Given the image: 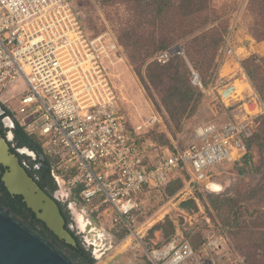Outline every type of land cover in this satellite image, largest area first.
I'll return each mask as SVG.
<instances>
[{"label": "built area", "instance_id": "obj_1", "mask_svg": "<svg viewBox=\"0 0 264 264\" xmlns=\"http://www.w3.org/2000/svg\"><path fill=\"white\" fill-rule=\"evenodd\" d=\"M175 54L170 49L156 60L166 64ZM121 60L117 37L88 32L71 0H0V107L55 160L52 177L62 202L72 211L77 197L95 205L92 213L107 207L130 228L146 187L165 188L182 168L211 181L209 170L246 151L238 139L247 127L209 125L189 146L153 158L148 125H131L109 72ZM193 84L203 87L195 73ZM147 255L152 264H235L217 242L196 250L183 233Z\"/></svg>", "mask_w": 264, "mask_h": 264}, {"label": "rangeland", "instance_id": "obj_2", "mask_svg": "<svg viewBox=\"0 0 264 264\" xmlns=\"http://www.w3.org/2000/svg\"><path fill=\"white\" fill-rule=\"evenodd\" d=\"M71 1L83 14L88 32H110L121 37V42L128 45H120L123 61L111 66L109 72L123 112L132 122L131 125L145 122L148 125L144 134H149V137L146 136L149 151L156 155L162 149L173 151L175 148L189 146L196 131L209 125L223 127L237 119L247 127L238 139L246 151L239 153L236 160L225 161L209 170L211 181L208 182L197 180L187 170L181 173L185 181L181 191L174 197L159 193L147 196L128 220L130 228L107 207L92 213L95 205L87 207L83 203L73 207L75 215H81L77 222L69 210V204L65 203L71 214L73 231L91 251L95 264H146L150 262L147 250L162 248L177 233H183L196 250L210 241L217 242L222 245L227 259L235 264H248V253L263 256L264 250L257 247L260 235L252 233L264 231V148L260 145L264 141V93L259 91V86L264 90V50L261 56L247 53L245 48L248 41H251L248 35L260 34L264 37V16L252 11V0H211V9L193 21L176 17L175 22L197 25L204 23L206 18L216 19L212 24L229 25L235 40L232 44L227 42L220 51L218 70L213 67L206 71V65H203L202 71L206 72L212 82L208 89L197 86L203 93L201 105L194 115L184 118L180 124L171 121L168 113L159 108L161 94L156 89H148L138 75V70L144 75L147 62L131 58L136 51L140 52L141 58L142 53H145L141 45L151 40L154 33H158L157 23H153L156 18L147 6L148 0ZM169 16L170 13H167L166 20L172 19ZM262 43L264 49V41ZM194 54L196 61L204 62L203 55L206 53L196 51ZM250 58H254L258 65L256 69L252 66L256 74V86L243 67V61ZM190 67L192 81L195 73L201 82L199 73ZM234 68H237L234 78L238 80V97L232 96L231 102L224 96L222 89L228 84L226 79ZM221 75L226 77L223 81L220 80ZM244 102L248 105L241 110L238 106ZM154 117H157V122L149 126L148 123ZM246 156L249 159L246 160ZM255 189L260 190L258 196L250 198L249 195ZM199 194L203 197L213 195L231 198L238 203L233 209L229 207L216 211L211 205L207 206L196 199L199 206L197 211L190 213L180 208L182 202ZM168 217L176 227V233L170 239L161 231H153Z\"/></svg>", "mask_w": 264, "mask_h": 264}, {"label": "trees", "instance_id": "obj_3", "mask_svg": "<svg viewBox=\"0 0 264 264\" xmlns=\"http://www.w3.org/2000/svg\"><path fill=\"white\" fill-rule=\"evenodd\" d=\"M251 2L253 5L252 11L258 15L260 14V16H264V0H252ZM147 6L151 8V11L149 12L152 16L156 18L153 23H157L158 33H154L151 40L143 46L141 45V48L145 50V53H142L141 58L139 57V51H136V54L131 58L134 60L138 59L142 63L147 62L144 75H142L140 70H138V75L148 89H156L157 92L161 94L160 104H158L159 108H163L168 113L171 121H175L180 124L184 118L190 117L198 111L203 98L202 91L199 87L193 84L192 69L190 65L201 76L203 88L208 89L212 81L211 79H208L206 72L202 71L203 65H206V71L213 67L214 70H218L219 63H217V60H219V53L227 45L228 39L232 35V28L229 27V25L224 26L218 24L215 26L212 23H214L216 19L211 20L210 18H206L205 22L199 25L191 22H175L176 17L185 20L192 19L193 21V19L199 17L201 14L205 12L207 13V11H209L213 6L211 4V0H148ZM167 13H170L169 18L172 17V19L166 20L168 19ZM252 37L258 42L264 41V37L260 34H252ZM117 39L121 46H128L127 44L121 42V37H117ZM178 44H181L184 55L175 54L166 64H160L156 60V56L158 54L170 50ZM196 51L206 53L203 55V57H205L204 62L202 61V63H200L194 59V53ZM252 66L255 67V69L258 66L255 63L254 58L243 61V67L256 86V74L255 70L252 69ZM200 72H202V74H200ZM259 91L261 94L264 93V90L260 86ZM2 109L4 110L5 115H8L7 111L3 107ZM13 135L15 139L14 143L17 147L27 148L37 153L39 157L43 155L47 159V164L49 166L48 169H42L39 174V179L33 181L48 196L53 198V194L58 189L52 177L51 170V165L55 163V160L45 156L42 150L41 142L38 138L26 133L25 130L17 123L14 125ZM146 136L149 137V134ZM146 136L145 140L148 141ZM3 137H5V132L0 120V138ZM260 145L264 148V141L260 143ZM12 152L15 153L14 150ZM149 152L150 155L155 158V154L151 151ZM247 159H249L248 156H246V160ZM5 171L6 168L0 166V204L10 209L17 217L24 220L44 237L52 240L56 246L70 255L77 263L95 264L96 260L93 258L91 251L85 247L80 237L74 232H71L68 228V224L71 223V214L69 212L70 209H67V205L56 201L66 222L65 228L74 238L76 245H70L66 241L57 237L46 226V224L39 220L36 214L28 208L22 196L12 195L9 193L3 182V175ZM185 171L186 170L184 168L178 170L176 175L172 177L170 183L163 189H152L146 187L144 192L139 195L140 204L147 196H153L158 193L161 195L164 194L167 197H174L177 195L184 187L185 181L184 178L181 177V173ZM26 172L28 173L27 170ZM28 175L30 176L29 173ZM245 175L248 177V174ZM259 189H263V187ZM259 189L252 191L249 197H257L260 191ZM196 199L200 200L203 204L205 203L206 205H211L216 211H221L222 209L229 207L233 209L238 203L235 199L231 198L224 199L213 195H206V197H203V195L199 194L195 198L182 202L180 204V208L190 213L197 211L199 206ZM76 200L78 204L82 203L79 197H77ZM207 201H209V203H207ZM153 231H161L164 233L166 238L170 239L176 233V227L173 220L168 217L164 223H160L154 227ZM255 234L260 235L257 247L264 250V231L252 233V235ZM256 254H247L248 264H264V255L260 257ZM146 264L152 263L146 262Z\"/></svg>", "mask_w": 264, "mask_h": 264}, {"label": "water", "instance_id": "obj_4", "mask_svg": "<svg viewBox=\"0 0 264 264\" xmlns=\"http://www.w3.org/2000/svg\"><path fill=\"white\" fill-rule=\"evenodd\" d=\"M175 52L182 54L181 46ZM5 114L0 107V116ZM10 120V118H6ZM41 159L45 161L42 155ZM0 166L5 187L12 195L22 196L24 202L46 226L70 245L76 242L65 228L66 222L57 198L48 196L27 174L18 157L11 153L7 141L0 138ZM57 201V202H56ZM0 264H79L54 242L34 230L10 209L0 204Z\"/></svg>", "mask_w": 264, "mask_h": 264}, {"label": "flooded vegetation", "instance_id": "obj_5", "mask_svg": "<svg viewBox=\"0 0 264 264\" xmlns=\"http://www.w3.org/2000/svg\"><path fill=\"white\" fill-rule=\"evenodd\" d=\"M0 117H1L0 120L2 123V127H3L4 132H5V137H3V138L7 141V144L9 146L11 153L16 155V156L18 155V159H19L21 165L24 167L25 170L28 171L32 180H38L39 174L41 173L42 169H48V167H49L47 164V159L45 158V161H44L41 159L42 155L39 157L37 155V153H35V152H33L27 148L17 147V145L14 143L15 139H14V135H13V128L15 125L14 121L8 115H5V114L3 116H0ZM6 118H10V120H8ZM13 150L15 151V153L12 152ZM57 192H58V189L53 194V199L57 198V200L60 203L65 204V202L61 201V197L59 196V194ZM69 209H70V207H69ZM71 214L72 215L74 214L72 210H71ZM73 218H74V215H73ZM74 220H75V218H74ZM68 228L71 230V232H74L71 223L68 224Z\"/></svg>", "mask_w": 264, "mask_h": 264}, {"label": "crops", "instance_id": "obj_6", "mask_svg": "<svg viewBox=\"0 0 264 264\" xmlns=\"http://www.w3.org/2000/svg\"><path fill=\"white\" fill-rule=\"evenodd\" d=\"M249 39L248 40H251V41H248V45L247 47L245 48L246 52L247 53H252V54H260L261 56L263 55L261 52L264 50L263 49V43L262 42H258L256 40H254V38L252 37V35H248ZM232 43H235V40L232 36L229 37L228 39V44H232ZM232 67V66H231ZM237 73V68H234L233 69V72L230 73L227 77L226 80H228V84L226 83V86H223V89L222 91L226 92V93H229L231 94L232 96H236V98L238 97V89H237V85H236V82L238 81L236 78H234V74ZM226 78V77H223L222 75L220 76V80L223 81V79ZM229 88H231L232 90L229 92ZM228 100H232L231 98H228L226 97ZM233 102V100L231 101ZM241 102V101H240ZM248 105L247 102H244V103H240V105L238 106L241 110L245 108V106ZM233 107V105H232ZM245 115V114H244ZM247 115V114H246ZM248 117V115L246 116ZM235 121H238L237 119H234L233 121H230V122H235ZM229 122V123H230ZM216 126V125H214ZM217 128H220V126H216ZM178 234V233H177Z\"/></svg>", "mask_w": 264, "mask_h": 264}, {"label": "bare ground", "instance_id": "obj_7", "mask_svg": "<svg viewBox=\"0 0 264 264\" xmlns=\"http://www.w3.org/2000/svg\"><path fill=\"white\" fill-rule=\"evenodd\" d=\"M71 209V208H70ZM74 215V218H75V220L78 222V220L77 219H79V218H81L79 215H75V213L73 214ZM76 216V217H75ZM78 216V217H77Z\"/></svg>", "mask_w": 264, "mask_h": 264}]
</instances>
